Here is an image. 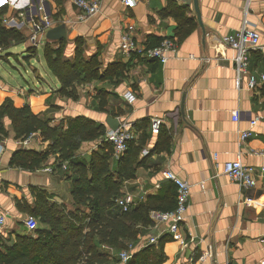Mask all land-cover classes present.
I'll return each instance as SVG.
<instances>
[{"label": "crops", "instance_id": "obj_1", "mask_svg": "<svg viewBox=\"0 0 264 264\" xmlns=\"http://www.w3.org/2000/svg\"><path fill=\"white\" fill-rule=\"evenodd\" d=\"M40 1L46 2L0 0V9L7 11L3 25L17 29L25 38L0 49V105L6 98L16 107L28 104L34 114L53 126L62 124L63 130L68 120L77 116L102 124L106 131L108 117L131 125L147 121L146 137L141 140L140 129L132 140V145L141 148L138 159L143 158V165L136 166L134 177L123 180L121 195H132L134 206H149L157 211L174 209L176 186L164 179V170L186 180L191 192L180 229L170 234L166 223L153 220L140 225L137 240L131 244L132 253L150 244L157 249L164 236L163 264H264V172L259 173L264 167V153H260L264 152V83L251 89L247 86L248 77L243 76L237 85L234 50L222 42L223 36L234 34L241 27L244 18L264 42V0H197L201 26L193 0H175L187 5L186 15L195 21L193 31L183 40L175 35V18L165 15L171 0H136L132 7H126L122 0H100L97 13L81 22L76 21L77 9L72 0L47 1L53 26L64 23L66 38L49 41L45 38L47 29L38 37L41 44L47 40L57 47L62 41L63 55L68 59L75 57L77 49L85 58L97 54L101 72L112 62L129 64L118 83L108 78L77 85L76 100L57 92L60 82L47 67L39 42L34 45L30 41L35 19L28 9ZM126 31L144 47L173 38L175 51L164 63L156 58L124 54L118 44ZM40 55L53 76V87L47 90L33 86V80L41 82V77L30 61L36 60L40 65ZM11 56L23 61L19 69L14 68L15 72L3 67ZM263 59L264 51L250 50L247 72L258 75L264 71ZM100 90L109 93L106 111L99 107ZM118 110L123 112L119 116ZM234 111L238 112V120H233ZM255 118L253 135L242 141L240 133L250 129V121ZM3 123L7 135L0 140V205L6 216L4 238L14 239L26 229L23 221L29 215L17 206L16 200L32 205L34 194L42 189L53 195V202L72 209L71 178L65 169L55 168L52 154L36 170L10 165L18 149L45 150L48 143L34 137L28 145H21L10 120L4 118ZM161 129L169 137V150L156 152L163 138ZM98 145V141L82 143L76 159L87 163ZM238 154L244 165L258 170L252 187L241 186L223 172V164ZM118 158L113 153L109 159L111 169L117 168ZM46 167L51 171H45ZM245 199H251L252 204L246 205ZM36 220L37 225H43ZM150 237H157V242L150 243ZM109 250L118 257L116 250Z\"/></svg>", "mask_w": 264, "mask_h": 264}, {"label": "trees", "instance_id": "obj_2", "mask_svg": "<svg viewBox=\"0 0 264 264\" xmlns=\"http://www.w3.org/2000/svg\"><path fill=\"white\" fill-rule=\"evenodd\" d=\"M167 9L165 15L174 17L178 24L175 35L178 40H183L195 27L194 19L186 15L187 5H179L171 0ZM6 12L0 9L2 50L25 40L20 31L3 25ZM44 57L47 67L60 82L57 92L73 100L78 97L77 85L108 78L118 83L125 77L129 65L116 61L109 63L101 72L97 54L85 58L82 51L77 49L74 58H65L62 41L57 47H45ZM108 95L105 90L97 94L99 107L103 111H106L104 107ZM122 113V110H118L116 115ZM4 118L10 120L16 139L24 140L34 133L41 142L48 143L45 150L18 149L12 155L10 165L32 171L40 168L49 155H54L55 168L61 169L62 164L66 163L65 174L71 178L73 207L67 209L64 204L53 202V195L42 189L34 194L32 205L25 200H16L17 206L43 225H37L31 231L25 229L17 233L14 239L0 237V264H115L120 261L109 248L117 252L127 249L137 240L140 225L150 223V212L157 211L149 206L137 205L127 212H120L115 204L117 197L121 196L123 180L134 177L136 166L143 165V158L138 159L140 146H134L130 141L117 159V168L113 170L109 164L113 148L106 140V129L92 119L82 116L69 119L63 130L62 124L53 126L49 120L34 114L28 104L16 107L10 98H6L0 105V140L7 135ZM146 123L141 120L132 124L134 133L142 129L141 140L146 137ZM160 132H163L160 134L163 138L155 151H168L169 137L165 129ZM93 141H98V149L90 153L87 163L77 160L75 154L80 145ZM164 239V236L160 238L157 249L150 244L133 252L125 264H163Z\"/></svg>", "mask_w": 264, "mask_h": 264}, {"label": "built area", "instance_id": "obj_3", "mask_svg": "<svg viewBox=\"0 0 264 264\" xmlns=\"http://www.w3.org/2000/svg\"><path fill=\"white\" fill-rule=\"evenodd\" d=\"M135 2L136 0H122V3L126 7L134 6ZM72 3L77 9L76 21L81 22L97 13L100 0H72ZM28 11L30 17L35 19L32 26L30 41L34 45H37L39 42V35L53 27L55 22L53 21V18L46 14L45 6L41 1L35 5V12H33L32 7H29ZM222 42L234 50L233 61L236 71L237 85L243 76L248 77L247 86L251 89L255 88L260 83H264V71L260 72L258 75L247 72L250 50L264 51V42L261 41L260 34L256 29L249 25L246 18H244L241 27L234 34L223 36ZM176 45L175 39L164 38L157 46L144 47L135 41L130 32L126 31L120 36L118 47L124 54H133L145 58H156L161 63H164L168 60V55L175 51ZM232 117L233 120H238V112L234 111ZM256 122L257 118L251 120V128L240 133V139L242 141L247 140L253 135L252 127ZM105 135L106 140L112 144L114 155L119 157L126 150L127 144L134 139L135 133L130 122L122 121L116 130L108 129ZM34 137H36V135L32 133L26 139L20 140L19 143L21 145H28ZM260 153L262 154L264 152ZM62 168H66V163L62 164ZM44 170L51 171V168L46 167ZM223 172L228 175L230 179L238 182L241 186L249 188L255 184V174L258 173V170L252 166L244 165L238 154L235 159L226 161L223 164ZM263 172L264 167L260 168L259 173ZM162 175L164 179L172 181L176 186V205L175 208L170 211H151L150 218L157 223H166V231L170 234H175L184 222L191 188L186 180L180 178L174 172L164 170ZM244 203L246 205H251L252 201L251 199H245ZM115 204L120 212H127L135 205V200L132 195L123 194L117 197ZM5 225L6 216L0 205V237H2V239H5L3 234ZM23 225L28 231H31L36 228L37 220L34 216L28 215L23 221ZM149 242L156 243L157 237H150ZM131 254V245H128L127 249H123L118 253V258L122 264H125L130 259Z\"/></svg>", "mask_w": 264, "mask_h": 264}, {"label": "rangeland", "instance_id": "obj_4", "mask_svg": "<svg viewBox=\"0 0 264 264\" xmlns=\"http://www.w3.org/2000/svg\"><path fill=\"white\" fill-rule=\"evenodd\" d=\"M41 45H42V47H41ZM45 47H47V48H51L52 47L53 48V44L48 42L47 40L43 41L42 44H41V41H40L39 44H38V48H39L40 52L44 53V49L43 48H45ZM42 49H43V51H42ZM39 58L41 59V64L40 65L37 63L36 60L35 61H30V63L35 65V67L37 69V73L40 74V77H41V82H39L37 80H33V86H34V89H45V90H47L48 88L53 87V84H54L53 76L51 75V73L48 71V69L44 65L42 55H40ZM17 61H19V63ZM22 62L23 61H22V59L19 56H17L16 58L11 56V58L9 59V62H7L5 65H3V67L6 68V69H10L11 71L15 72L16 71L15 69H19L20 66L23 64ZM25 66H27V65H25ZM3 71H4V69H3ZM25 78H26V80H28L27 77H25ZM38 224H41V223L38 221ZM120 251H118V253Z\"/></svg>", "mask_w": 264, "mask_h": 264}, {"label": "water", "instance_id": "obj_5", "mask_svg": "<svg viewBox=\"0 0 264 264\" xmlns=\"http://www.w3.org/2000/svg\"><path fill=\"white\" fill-rule=\"evenodd\" d=\"M193 3H194V9L196 12L198 23L201 26L198 1L193 0ZM43 4L48 9V2L46 1ZM33 12H35V6H33ZM28 13H29V11H28ZM46 14L47 15L50 14L49 9H48V11H46ZM45 38L49 41H60L62 39H65L66 38V25L64 23H60L56 26L51 27L45 33ZM106 123H107V126L109 127V129H111V130H116L120 125V121L117 117H108L106 119Z\"/></svg>", "mask_w": 264, "mask_h": 264}]
</instances>
